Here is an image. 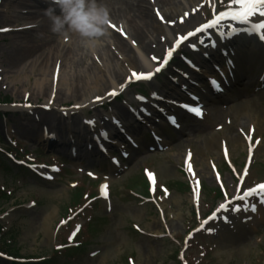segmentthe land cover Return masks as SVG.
Masks as SVG:
<instances>
[{
  "label": "rangeland",
  "instance_id": "1",
  "mask_svg": "<svg viewBox=\"0 0 264 264\" xmlns=\"http://www.w3.org/2000/svg\"><path fill=\"white\" fill-rule=\"evenodd\" d=\"M43 1L47 2L48 0ZM116 1L111 0L110 4L105 5L110 16V22L107 25L108 37L102 38L103 42L94 51H90L82 46L79 36V46L76 45L70 50V45H68L69 42H72L70 36L61 41L63 33L53 35L49 29L50 26L46 24L42 28L40 21L44 18L42 15L45 8L39 6L35 0H0V98L6 97L11 102L10 104H1L5 106L0 107V115H6L4 119L0 120L8 138L6 140L8 143L12 140L20 154H27L23 161L30 163L36 156L39 159L35 162L47 163V165L56 164L57 166L59 164L60 170L57 173V168H45L42 165L33 166L32 169L50 181L35 180L31 175H28L24 178H17L14 186L11 187L9 178H5L4 173L0 172V188H7V192L14 196L13 200L1 206L0 222L4 224V233L12 235L9 239L22 258L38 259L47 256L51 258L54 255L52 251L56 244L69 242L73 234L82 226L84 228L85 223L87 224L91 220L90 225L88 227L86 225L88 231L86 240L83 237L91 245L82 250L55 254L57 256L55 264H122L123 255L132 258L133 264H176L175 256L178 255L185 234L197 224L195 211L199 212L201 218L213 209L217 201L213 199L212 193L219 184L227 190L229 195H232L236 192L239 182L242 181L246 146L232 144V140L229 138L231 134L236 135L243 143L246 134L253 130L252 142L257 146L254 163L249 176L242 182V189L264 181L263 90L258 94L246 91L245 93L250 97L240 99L242 106L247 105L249 111L251 110L253 113L254 117L251 120L246 115L235 117L227 108L228 106L223 108V106L217 105V109L208 107L209 111L203 121L189 123L191 124L189 128L195 127V131L189 132L188 130V134L182 135L180 140V136L177 139L170 133L172 137L174 136V142L176 141L174 145H168L161 153L152 152L135 157L131 164L116 176L87 168L86 160L63 163L55 154L50 153L42 156L39 154L40 151L36 150L38 147L18 136V133L37 136L42 128H46L47 131L54 128L58 129L59 133H63L67 125H71L70 128L77 127L84 117H88L89 121H94V123L86 125L88 129L93 126L94 132L97 133L99 132L98 128H110L109 115L126 116L127 112L124 106L126 105L128 108L127 104L129 103L127 102L128 100L134 101L135 94L134 87H131L133 85L121 82V78L114 79L120 84L119 88L122 84L125 85L122 88L124 90L122 99H114L118 96L114 97L113 95L103 102L95 103L89 107L80 109L74 107L77 101L86 96L87 81L93 73L98 72L106 80L105 76L109 75L106 72L118 73L111 65L121 57L120 51L117 49L118 42L129 49L127 56L130 59L139 60L138 56L134 54L133 48L135 49L137 46L140 48L141 45L132 36L133 33L127 26L129 17L134 13L131 12L125 18L117 16L115 11L120 3ZM123 1L133 7L134 11L146 9V14L150 16L149 19L155 20L157 27L154 28L153 39L147 40L148 50H142L147 61H155L152 59L153 57L159 58L169 48L175 35L191 29L206 19L211 7L230 5V0H212L213 2L191 0L190 3V0H170L171 7L181 3L178 6L180 8L176 7L177 11L171 15L169 11L163 13L157 0ZM187 3L190 5H186ZM190 10L191 13H196L192 15ZM185 13H189L188 15L191 16L181 25L178 21L181 18L184 19ZM28 16L37 18L29 21L26 20ZM32 22L33 24H31ZM133 23L138 24L135 21ZM28 25H35V29ZM3 29H7V31ZM45 37L47 40L52 38L53 44L57 45L54 56L48 55L49 49ZM27 38L35 39L41 51L24 62L18 70L8 69L7 64L12 57L11 53L20 45L21 40L25 41ZM43 39L44 41H42ZM75 51L79 54L75 55ZM52 52L53 48H51ZM57 54L58 56H56ZM72 58L74 61L71 60ZM106 60L109 67L104 65ZM239 67L244 68V65L240 62ZM132 69L144 72L143 68H139V64L133 66ZM249 69L253 73L256 71L255 68ZM41 72L45 76V80L42 84L40 97L37 98L34 81L36 78H40ZM183 73L188 74L187 72ZM181 84L183 83L181 82ZM128 87L131 88L128 89ZM49 88L53 90L51 95L53 105L51 111L44 112L42 105L46 102L47 89L49 90ZM172 89L179 92L175 88ZM66 90H68V95L63 94ZM105 90H108L107 87L99 90L97 94L102 95ZM116 93L119 94L120 91H116ZM231 97L233 98L232 95ZM24 105H31V107H24ZM20 112H30L32 117H28V119L20 117L18 115ZM64 112H67L66 115H70L67 118V123H61L60 120L62 118L60 113L65 115ZM29 119L33 120L29 121ZM187 120L189 121L188 117H186ZM183 124L186 126V122ZM250 125L253 129H250ZM82 131L83 134L85 130L82 129ZM209 133H215L222 139L221 143L223 142L225 150L228 152L230 166H226L222 160L221 147L217 153L206 154L202 159L195 156L202 148L201 142L207 140L205 138L209 136ZM111 140L116 142L113 138ZM117 143L121 146L119 142ZM186 149L190 150L193 155L190 166L187 168L182 164L183 150ZM111 152L112 150L109 149V154ZM119 157L116 155L113 158L118 159ZM95 161L101 163L103 160L95 158ZM141 168L155 172L157 177L155 195H152L148 203L133 198L126 189L129 186L135 192L142 191ZM108 170L112 172L115 168L110 165ZM90 173L92 175H89ZM86 176L88 178H85ZM214 176H217L218 179H215ZM190 182L195 183V186H202L199 195L192 188L191 191L180 190L184 184H190ZM102 185H106L105 193L108 194V199H100L99 196L102 195L100 194L95 198V200H99L97 203L91 205L86 203L82 207L85 198L81 196L77 204L82 207L81 211L70 216L67 208L74 206L71 205V202L76 199V194L79 191L83 194L92 192L91 195H94L96 192L100 193ZM163 186L166 190L162 191L161 187ZM184 189H186V185ZM246 204H243V207L258 203L256 200H251ZM68 215L70 218L67 221L63 220ZM103 218L107 219L102 220ZM261 222L262 224L257 225L253 233L233 240L229 252L226 253H219L224 239L208 236V234L206 237H198L195 242L191 243L190 249L186 253V261L190 264H263L264 216ZM133 224L139 227L141 233L131 231ZM212 228L215 229V227ZM0 264L6 263L1 261Z\"/></svg>",
  "mask_w": 264,
  "mask_h": 264
},
{
  "label": "bare ground",
  "instance_id": "2",
  "mask_svg": "<svg viewBox=\"0 0 264 264\" xmlns=\"http://www.w3.org/2000/svg\"><path fill=\"white\" fill-rule=\"evenodd\" d=\"M157 1L161 5V9H162L163 13L165 14L167 11H169L171 13V15L177 11L176 7L178 9L180 8L178 6H180V4H181L180 3L178 6L175 5V6L171 7L170 6V0H157ZM110 2H111V0H103V3L105 5L110 4ZM116 2L120 3V6H117V10L115 11L117 16H121V17L125 18V17H128L131 12L134 13L131 15V17H129L127 26H128V29H130L132 31V33H133L132 36L134 38H136V40H138V42H139V45H141L140 48L138 46L135 49L133 48V52L135 55L138 56L139 60L134 61V59H130L127 56L129 49H127L125 47V45H123L122 43L118 42L117 43V49L120 51L121 57L118 60H116L115 62H113V64L111 63V65L113 67H115V69L118 71V73L117 74H114V73L111 74V73L106 72L107 75L109 74L108 76H105L107 78V80L104 78L103 75L99 74L98 72L93 73L92 77L87 81V94L85 97H83L81 100H79L75 103L76 106H79V107H75L76 109L89 107V106L97 103L98 98H100L99 101L103 100V98L106 96L107 93H109L113 90H116L118 85H120L119 83H117L118 81L114 78H117V79L121 78L122 79L121 82L125 83V80H128L131 77L130 73L133 72V69H132L133 66L139 64V68H143V69L147 70V72L152 71V69H150V68H153V66L151 65V63H149V61H147L144 58L145 54L142 53V50L144 49L147 51L149 48L148 44H147L148 43L147 40L151 41L153 39L152 36H153V32L155 30L154 28L157 27L155 22H154L155 20H152V18H151V20L149 19L150 16L148 14H146V9H144L145 11L139 10V9L134 11L133 7H131L127 2H125L123 0H117ZM190 2H191V0L189 1V3ZM117 3H116V5H117ZM189 3H187L186 5H188ZM167 6H168V8H166ZM42 16H44V18L42 21H40L41 27L43 28L45 24L51 26L50 19L45 14H43ZM36 18L37 17H34V16H32V17L28 16V18L26 20H29V21L32 20L33 21ZM133 21L137 22L138 24H134ZM31 24H33V22ZM28 26L32 27V25H28ZM32 29H35V28H32ZM54 34L55 33H53V35ZM67 36L68 37L70 36V38H72V42L68 43V45H70V50L72 47L75 48L76 45L79 46L78 35L76 33H73L71 31H65V33L63 32V36L61 37V41L64 40V38H67ZM53 37L56 40L55 36H53ZM45 40H46V44H48V49H49L48 55L54 56L55 47H57V45L53 44L54 41L52 40V38H51V40H47V37H45ZM42 41H44V39ZM228 41H229V43L232 42L231 39ZM246 41H247L246 38H242V39H239L238 42L242 43V42H246ZM36 43H37V41L33 38H27V39H25V41L21 40L20 45L11 53L12 57H11V59H9V62L7 64L8 69L18 70L24 62H26L27 60H30L39 51H41V48ZM63 47L66 48V46H63ZM51 48H53L52 53H51ZM74 54L77 55L79 53L77 51H75ZM56 56H58V54ZM248 59L250 61L252 60V58H249V57H248ZM71 60H73V58ZM104 65L106 67L107 66L109 67L107 60L104 63ZM51 69H52V67H51ZM42 72H41L40 78H36L34 81V88L36 91L35 94H36L37 98L40 97L41 88L43 87L42 84L45 80V76H43ZM104 87H107L108 90H105L102 95L97 94V92L99 90L104 89ZM23 93L25 94V91H23ZM52 93H53L52 88H49V90L47 89L46 102L43 103L42 107H47V106L53 105L52 99H51ZM63 94L68 95V90L63 92ZM89 95H91V96H89ZM70 97H71V95H70ZM231 111L235 117H239V116L242 117V116L246 115V117L249 120H251V118L254 117L251 110L249 111L248 106L247 105L242 106L241 103L239 105L234 106L231 109ZM248 113H249V115H248ZM62 120H64V119H62ZM68 126L70 127L71 125H68ZM56 132L59 133V131L57 129H56ZM43 136H44V132L42 130L41 134H39L37 136L39 142H44V139H42ZM58 136H60L59 138H64V136H66V131H64L63 133H61ZM54 137H57V136H54ZM229 138L232 140V144L239 145V146L243 145V147H244V142L241 143L239 138L236 135L231 134V135H229ZM205 140H206L205 142H203V143L201 142V146H202L201 150L195 154V156L197 158L200 157V159H202L206 156V154H214L215 152L217 153L219 147H221L220 138L216 134H213L212 136L205 138ZM183 154H184V152H183ZM256 209L258 211L253 212V213H249L248 215H246L247 221L250 220L251 222H253L254 220L261 219L262 212L259 211L258 207H255V210ZM241 221H242L241 219L237 218L235 220V224L232 221L229 223L231 228L236 229V234L244 233L247 231L245 226H248V225H244ZM251 224H249V225H251ZM229 232L231 235L233 233V230L230 229ZM229 240H230V238H229ZM227 244L230 246L231 243L228 242Z\"/></svg>",
  "mask_w": 264,
  "mask_h": 264
},
{
  "label": "clouds",
  "instance_id": "3",
  "mask_svg": "<svg viewBox=\"0 0 264 264\" xmlns=\"http://www.w3.org/2000/svg\"><path fill=\"white\" fill-rule=\"evenodd\" d=\"M48 3L44 14L51 21L53 33H76L82 46L90 51L108 37L110 16L103 0H48Z\"/></svg>",
  "mask_w": 264,
  "mask_h": 264
},
{
  "label": "snow or ice",
  "instance_id": "4",
  "mask_svg": "<svg viewBox=\"0 0 264 264\" xmlns=\"http://www.w3.org/2000/svg\"><path fill=\"white\" fill-rule=\"evenodd\" d=\"M214 19L208 21L205 24H202L199 28H197L194 32H188L187 36L184 37L187 40L188 37H194L197 33L203 35L204 33H210L213 29H218L219 24L224 20H229L231 22H235L237 25H250V31L258 34L259 39L264 41V0H230V5L226 11H221L218 15L214 12ZM7 31V29H3ZM237 32V27H233L230 25L229 34H234ZM219 36H223L224 32H219ZM209 41H211V36H209ZM200 44H204L203 40H200ZM193 48L196 45L193 43L189 45ZM210 48H216V43L211 42L208 45ZM172 54L171 49L167 55H165L162 63H159V66L155 68V72H140L137 73L135 71L132 72V77L136 79H151L156 73L162 71L164 67L167 66L169 61V56ZM153 60H157L156 57L152 58ZM229 63L231 61H228ZM212 83L216 86V90H221L220 82L213 80ZM125 87V85H121V88ZM111 95H115V93H111ZM100 99V98H98ZM24 107H31V105H24ZM79 107V106H74ZM187 107V106H186ZM196 115H200V110L198 107L190 108ZM175 121L173 120V123ZM89 123H94V121H89ZM89 175H92L91 173ZM51 178V177H49ZM106 185L101 186V192L104 194L103 190ZM261 190H264V185H261ZM251 189L245 193V197L250 196L252 194ZM245 197H240L239 199H244ZM261 203H264V200H261ZM221 208H224V205H220ZM255 211V207L252 208ZM233 211H240V208H234ZM63 223V222H62Z\"/></svg>",
  "mask_w": 264,
  "mask_h": 264
},
{
  "label": "trees",
  "instance_id": "5",
  "mask_svg": "<svg viewBox=\"0 0 264 264\" xmlns=\"http://www.w3.org/2000/svg\"><path fill=\"white\" fill-rule=\"evenodd\" d=\"M4 102L6 103V102H8V100L4 99ZM1 142H2V139L0 137V143ZM7 149L9 150V152L12 150L10 146H9V148L7 147ZM0 172L4 173L5 178H7V177L12 178L13 176L25 175L23 170L16 168L14 165H11V162L8 159H6V157L2 153H0ZM12 183H13V181H12ZM76 195H77V197L75 200H73L71 202V205L76 204V201H78L81 197L80 192H78ZM13 197L14 196L10 195L5 189H0V207L3 204H6L7 202H9ZM11 237H12V235H10V233H4V231L2 229V225L0 223V253L6 254V255L13 257V258H20L21 255L19 254V251L12 245L11 240L9 239ZM7 239H9V240H7ZM30 259H37V258L31 257V258H29V260ZM28 261H25L26 263H23V264H38V263H31ZM50 263L53 264L54 263L53 260ZM11 264H21V263L13 262ZM41 264H43V263H41Z\"/></svg>",
  "mask_w": 264,
  "mask_h": 264
}]
</instances>
